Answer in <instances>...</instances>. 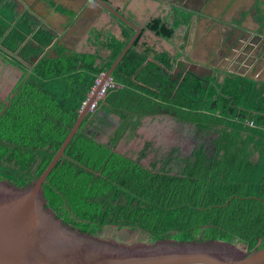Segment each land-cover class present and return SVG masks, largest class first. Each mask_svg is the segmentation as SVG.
Returning <instances> with one entry per match:
<instances>
[{"label":"trees","instance_id":"1","mask_svg":"<svg viewBox=\"0 0 264 264\" xmlns=\"http://www.w3.org/2000/svg\"><path fill=\"white\" fill-rule=\"evenodd\" d=\"M149 26L165 36L174 30L164 27L159 19ZM6 28L7 22L0 17V39ZM5 37V43L14 47L12 35ZM20 37L17 39L24 38ZM34 38L37 47L29 42L21 55L39 58L25 87L0 114V177L18 186L44 170L75 122L95 76L109 68L125 45L111 38L107 43L110 59L96 63V56L90 54L60 51L56 57H40L50 35L35 33ZM146 60L145 53L132 48L117 64L111 77L122 87L109 89L97 108L84 116L64 156L43 183L47 206L65 211L66 206L58 207V203L67 202L87 221L77 223L79 229L90 233L106 221L130 224L138 220L158 233L164 224L180 220L184 233L176 238L190 239L202 232L203 238H221L246 250L253 248L264 236V84L258 88L251 80L233 76L208 87L189 77L178 86L175 82L169 86L170 77L163 66L170 67V63L164 54ZM172 90L174 96H170ZM184 108L189 120L218 135L217 154L222 158L215 173L206 171L208 178L189 172L183 178L151 179L97 142L101 128L109 131L108 138H119L118 132L110 130V114L118 115L133 133L143 113L169 109L182 115ZM133 115L137 120L131 119ZM245 118H251L255 126L242 124ZM120 185L141 188L140 196L148 201L139 200L136 206L131 200L126 205L115 203L114 189ZM154 188L169 190L159 193ZM167 236L160 233L157 237Z\"/></svg>","mask_w":264,"mask_h":264},{"label":"flooded vegetation","instance_id":"2","mask_svg":"<svg viewBox=\"0 0 264 264\" xmlns=\"http://www.w3.org/2000/svg\"><path fill=\"white\" fill-rule=\"evenodd\" d=\"M83 1L87 2L86 5L91 2L96 3L101 9L118 20L117 22L122 29L123 40L121 41L126 44L136 34V30L109 13L105 6L108 5L122 14L125 13L127 18L140 28L139 35L128 50L133 48L139 53H145L147 60H155L156 54H164V58L170 63V67L163 66L170 77L169 86L173 82L178 86L185 78L189 77L199 80L203 86L208 87L210 84L221 83L226 77L233 76L251 80L256 83L258 88L264 84V0H139L149 4L143 13L130 12L133 10L130 6L133 0H118L117 6L114 5L113 0ZM16 4V0L15 2L14 0H0V17L7 22L4 34L5 36L12 35L16 42L12 47L5 43V36L0 39V114L25 87L32 72L33 64L39 58V55H33L29 58H24L21 55V52H25L24 45L30 42H25V33L28 35V32L33 30L34 34L48 33L50 35V43L43 48L40 57H56L60 51L65 54L76 53L60 45L57 34L53 31L42 26L38 28L27 12L22 11L16 15ZM68 15L73 16L74 14L68 13ZM195 17L204 18V25L206 26L204 33L193 26ZM156 19H159L166 28L174 27L172 34L165 36L152 29L149 25ZM145 30L161 37L165 42L174 44L176 46L175 51L170 49L158 51L156 44L150 46L143 42ZM21 35L24 38L17 39L21 38ZM35 41L33 37L30 43L37 47ZM108 42H106L107 48ZM55 48L57 51L54 52ZM202 53L205 55L202 56ZM100 61L107 60H98L96 56V63ZM174 93L175 90H172L170 96H174ZM186 111L188 109L184 108V113L181 115L169 109H160L153 113H143L138 120L136 115H133L131 119L137 120L133 133H129V126L119 118V126L115 130L111 129L113 132H118L119 138L113 140L108 138L109 131H107V137L97 138V142L106 145L121 159L125 160L132 169L148 174L151 179L161 177L183 178L189 176V172L195 173L194 177L205 174L204 178H208L209 175L206 171L210 169L211 174L215 173L218 160L222 158L221 155L217 154L218 135L214 130L201 128L196 121L189 120L188 117L184 116ZM155 115L160 116V120H175L178 125L181 124L183 135L176 138L172 137L171 134H165L160 128H155L153 135L158 137L135 138L136 131L140 124L144 123L145 117H155ZM232 120L237 121V118ZM127 121L130 122V117L127 118ZM242 124H244L243 121ZM112 126L113 121L111 128ZM246 126L254 127L255 123ZM196 151H201L202 155L195 154ZM141 190V188L134 190L120 185L114 189V202L126 205L131 200V204L136 206L139 200L148 201L140 196ZM153 190L162 193L169 189L154 188ZM174 190L180 191V188ZM62 204L67 208L65 211L60 208H50L65 223L80 230L77 223L87 222L86 219L78 217L69 208L67 202L60 201L58 207H61ZM142 206L145 207L144 204ZM197 207L200 208V205ZM141 215L139 214V216ZM140 223V220L130 224L106 221L99 224L100 227L95 233L82 232L102 237L100 233L107 227L130 229L134 232L133 236L124 241L109 238L123 243L154 242L162 239L173 241L224 240L221 238H203L202 232L194 233V237L190 239L176 238L178 233H184L183 224L180 223V220L164 224V229L158 233L152 232L151 226L146 228ZM201 225L198 224L197 226ZM160 233H167L169 236L157 237ZM263 237L260 238L259 242H264Z\"/></svg>","mask_w":264,"mask_h":264},{"label":"water","instance_id":"3","mask_svg":"<svg viewBox=\"0 0 264 264\" xmlns=\"http://www.w3.org/2000/svg\"><path fill=\"white\" fill-rule=\"evenodd\" d=\"M109 13L136 30L102 77L101 84L140 33L127 15L106 5ZM98 89V88H97ZM93 92L80 108L65 139L44 170L24 186L0 177V264H264V242L244 249L225 240L123 243L82 232L47 206L43 183L77 132Z\"/></svg>","mask_w":264,"mask_h":264},{"label":"crops","instance_id":"4","mask_svg":"<svg viewBox=\"0 0 264 264\" xmlns=\"http://www.w3.org/2000/svg\"><path fill=\"white\" fill-rule=\"evenodd\" d=\"M117 1L113 0L116 6ZM16 2V15H19L22 11L27 12L38 28L42 26L53 31L57 34L60 45L76 53L92 54L97 56L98 60H109L111 51L106 47V42L110 38L118 41L123 40L122 29L119 22H117L118 20L114 19L94 2L88 5L83 0H16ZM130 6L133 8L130 11L131 13L133 11L134 13H143L149 4L133 0ZM68 13L74 15L70 16ZM193 26L204 33L206 29L204 18L195 17ZM33 37V30H30L28 35L25 33V42H31ZM142 40L150 46L156 44V50L158 51L164 49L175 51L176 49L174 44L165 42L161 37L154 35L148 30L144 31ZM55 51H57L56 48ZM201 55L205 54L202 53ZM80 63L81 61L77 60V64ZM110 118L113 121L112 129L115 130L120 124V119L115 114H110ZM144 120V123L140 124L137 129L135 138L158 137L153 135L155 128L162 129L165 134H171L172 137L177 138L183 135L181 124L178 125L175 120L170 121L167 119L163 121L157 115L155 117L146 116ZM105 131L104 128H101L97 138H103V132Z\"/></svg>","mask_w":264,"mask_h":264},{"label":"built area","instance_id":"5","mask_svg":"<svg viewBox=\"0 0 264 264\" xmlns=\"http://www.w3.org/2000/svg\"><path fill=\"white\" fill-rule=\"evenodd\" d=\"M104 73H105V71H103V72H101L95 76L94 81L90 87V90L87 92L86 97L82 101L81 108L86 103L88 97L93 92H95V90H97L95 93V98L93 99V101L89 105V111L90 112H93L97 108L98 102L104 98V96L106 95V92L109 89H115V88H121L122 87V83L116 82L112 77H108L101 84L102 77H103ZM243 123L246 125H253V121L250 118H245L243 120Z\"/></svg>","mask_w":264,"mask_h":264},{"label":"rangeland","instance_id":"6","mask_svg":"<svg viewBox=\"0 0 264 264\" xmlns=\"http://www.w3.org/2000/svg\"><path fill=\"white\" fill-rule=\"evenodd\" d=\"M111 129L112 128H110V130ZM106 132L107 131L103 132V134H104L103 138L107 137V133ZM187 133L189 134L190 132H187ZM126 138H129V137L126 136ZM133 234H134V232H132L130 229H127V228L118 229V228H115V227H107V228H105V230L103 232L100 233V235L102 237L113 238V239L122 240V241H124L128 237L133 236ZM262 239H264V237ZM235 244L238 245L239 247L244 248L243 246H241L240 244H237L236 242H235Z\"/></svg>","mask_w":264,"mask_h":264}]
</instances>
